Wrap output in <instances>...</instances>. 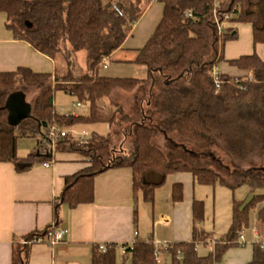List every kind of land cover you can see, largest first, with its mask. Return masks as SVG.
Instances as JSON below:
<instances>
[{
	"label": "trees",
	"instance_id": "trees-1",
	"mask_svg": "<svg viewBox=\"0 0 264 264\" xmlns=\"http://www.w3.org/2000/svg\"><path fill=\"white\" fill-rule=\"evenodd\" d=\"M158 1L163 5L162 16L132 60L133 63L145 65L147 69L146 77L138 79L103 76L99 70L103 66V59L121 47L141 17V0H0V12L6 16L5 27L13 38L25 41L53 61L61 57L66 68L63 71L55 67L51 73H39L19 66L12 71L0 72V117L6 110V98L17 83L37 89L29 115L17 125L0 127V162H9L15 171L23 172L51 160L52 156L42 152L36 141L27 155L18 156V136L41 137L47 149L52 144L56 151H77L89 158V166L65 176L63 190L56 200L57 207L60 203L73 208L80 203L91 202L94 176L118 165L103 163L96 149L88 144L92 139L103 141L108 134L105 137L92 134L86 141L68 132L64 136H54L55 131L68 129L77 123H129L126 132L133 137L134 153L123 165L131 168L135 198L140 195L145 202H152L155 189L165 182L167 175L175 172L189 173L197 183L203 185L216 182L226 184L222 175L214 169L170 159L152 143L160 130L174 132L191 142H204L211 129L207 120L193 106L176 108L158 128L143 121L132 122L122 106L112 101L113 107L104 112L98 106V101L110 97L115 89L131 92L141 82L153 84L156 72L168 81L189 76L190 82L201 93L220 95L223 101L239 104L242 109L243 103L257 93L264 97V61L256 53L227 60L229 64L246 71L245 76L219 72L216 75L219 85L216 87L213 75L215 65L223 60L222 45L237 34L234 27L221 30L222 22L248 23L251 25L253 43H264V0ZM81 50L86 51L87 70L76 73L71 67L76 53ZM56 90L67 92L78 103H87V114L59 112L53 104ZM117 113L120 114L119 120L114 119ZM243 184L251 189H264V176L246 175L236 183ZM182 195V184L173 183L171 201H181ZM251 211L256 213L257 225L264 224V193L252 194L242 200L233 199L232 219L227 231L211 238L197 225L203 219V203L193 200L192 239L169 242L162 247L169 255L170 264H220L227 249L243 244L239 241V234L248 224ZM56 217L57 210L54 212ZM55 228L54 223L48 224L41 230L17 238L12 244L10 264H27L30 245L22 241L32 237L44 239ZM198 242L210 244L206 255L198 254ZM123 246V253L129 255L131 264H159L157 252L160 247L152 239L135 240ZM91 264H116L115 244H106L105 251L95 245ZM246 264H264V242H253L252 257Z\"/></svg>",
	"mask_w": 264,
	"mask_h": 264
},
{
	"label": "crops",
	"instance_id": "crops-1",
	"mask_svg": "<svg viewBox=\"0 0 264 264\" xmlns=\"http://www.w3.org/2000/svg\"><path fill=\"white\" fill-rule=\"evenodd\" d=\"M141 4V17L133 25L121 47L103 59L100 75L128 77L118 76L121 72V66L118 65L132 62L163 11V5L158 0H141ZM5 19V14L0 12V72L12 71L19 66L39 73L53 72L54 61L25 41L14 39L5 27ZM227 27H234L237 34L234 39L222 45L223 60L214 68L228 75L245 76L246 71L229 64L227 60L256 53L264 61V43H253L252 29L248 23L232 24L224 21L220 24L221 30ZM128 51L135 53V56L127 59L120 55ZM111 57L116 62V68L112 69L113 75H109V71L103 72L104 69H109L108 61ZM100 101H103L102 104ZM98 106L108 112L112 102L106 97L98 101ZM72 114L79 115L75 112ZM107 125L106 135L108 134L109 139V124ZM92 134L84 130L81 140L86 141ZM128 136V132H125L124 138L119 142L117 152L121 155H124L123 145ZM117 152L113 153L108 162L118 165L94 176L92 201L80 203L73 208L64 203L57 207L56 200L63 190L65 176L89 166L87 156L77 151L54 150L50 166L36 164L23 172L15 171L9 162H0V264H10L12 244L17 238L52 223L56 225L55 230H67L63 239L52 245L45 241L30 245L27 264H91L94 246L109 243L116 246V264H125L124 257L127 254L123 253V245L148 238L160 247L157 252L158 263L167 264L169 261L170 264L169 255L163 249L165 245L192 239L193 200L203 203V219L197 225L205 234L215 238L224 234L231 223L233 199L242 200L252 194L264 193L262 188L251 189L247 185L230 182H226L227 185L219 182L203 185L197 183L189 173L175 172L167 175L165 182L155 189L153 201L145 202L140 195L136 198L133 195L132 171L129 166L123 165L130 159L117 161ZM168 178L170 182H167ZM175 182H180L183 187L179 202H172L170 199L171 186ZM161 216L167 219L165 223L160 222ZM255 217V211H251L249 222L241 231L243 244L227 249L220 264H246L252 257L253 242H264V224L257 227ZM196 249L199 255H206L210 244L198 242Z\"/></svg>",
	"mask_w": 264,
	"mask_h": 264
},
{
	"label": "rangeland",
	"instance_id": "rangeland-1",
	"mask_svg": "<svg viewBox=\"0 0 264 264\" xmlns=\"http://www.w3.org/2000/svg\"><path fill=\"white\" fill-rule=\"evenodd\" d=\"M120 55L128 59L134 57L135 53L128 51ZM86 57L84 50L76 53L74 64L71 67L76 73H83L87 70ZM54 63L55 67L66 70L61 57H58ZM115 64L116 62L111 57L108 61L109 69H104L103 72L109 71V75H113L112 69L116 68ZM118 66H121L118 76L138 79L146 77L147 69L143 64L127 61ZM13 92L20 94L31 107L37 89L34 86L17 83ZM108 98L109 102L121 105L124 113L131 116L132 122L143 121L147 125L158 128L176 108L191 105L207 120L211 129V133L204 142H191L182 139L174 132L168 133L160 130L152 143L162 149L170 159L182 160L191 166L214 169L222 175L226 182L237 183L242 177L251 174L264 176V97L259 93L247 103H243L242 109L239 104L223 101L220 95L201 93L195 84L190 82L189 76L168 81L163 80L156 72L155 83L141 82L131 92L115 89ZM102 102L100 101V104ZM76 103L78 102L75 97L67 92L55 91L53 104L59 112L86 114L87 103L75 105ZM101 108L104 111V108ZM114 119L119 120L120 114L117 113ZM7 125H9L8 112L5 110L0 117V127ZM120 125L118 123L109 125V139L88 141L89 146L96 149V154L101 157L103 163H108V159L118 151L119 142L124 138L123 132L127 131L129 123L121 122ZM107 127V123L102 121L86 122L77 123L67 131L75 138L83 137L84 130H87L89 134L95 133L105 137ZM34 146V137H17L18 156L27 155ZM123 152L124 155L118 152L115 154L117 161H126L133 156L134 142L131 135L123 145ZM167 182H170V178ZM124 259L125 264H131L129 255Z\"/></svg>",
	"mask_w": 264,
	"mask_h": 264
},
{
	"label": "built area",
	"instance_id": "built-area-1",
	"mask_svg": "<svg viewBox=\"0 0 264 264\" xmlns=\"http://www.w3.org/2000/svg\"><path fill=\"white\" fill-rule=\"evenodd\" d=\"M118 11V10H117ZM219 72L217 70H215V68L213 69V75H214V82H215V85L216 87H218L219 85V80L217 79L216 75L218 74ZM75 105H79V103H76ZM52 133V132H51ZM66 133L65 130H57L55 131L53 134L55 137H58V136H64ZM84 136V135H83ZM82 137H79L78 139H81ZM36 142L38 143L39 145V149L42 151V152H45L46 154H49L50 156H52L53 154V146L52 144L50 145V147L47 149L46 148V145L45 143L43 142V140L41 139V137H36L35 138ZM47 150V151H46ZM52 163L51 160H48V161H44L42 162V165L44 167H48L50 166V164ZM167 221V219L164 217V216H161L160 217V222L161 223H165ZM66 229H58V230H53V231H50L47 233V235L44 237V239L40 238V237H32V238H29V239H26V240H23L22 243L23 244H28V245H32L34 243H37V242H47L48 244L52 245L56 242H59L60 240L63 239V236L64 234L66 233ZM239 241L241 243H243V235H242V232L239 234ZM98 248L101 250V251H105L106 250V244H99L98 245ZM123 252L125 250V247L123 246Z\"/></svg>",
	"mask_w": 264,
	"mask_h": 264
},
{
	"label": "water",
	"instance_id": "water-1",
	"mask_svg": "<svg viewBox=\"0 0 264 264\" xmlns=\"http://www.w3.org/2000/svg\"><path fill=\"white\" fill-rule=\"evenodd\" d=\"M5 109L8 112V121L11 125H17L22 119L29 115L31 107L24 98L17 93L11 92L5 101Z\"/></svg>",
	"mask_w": 264,
	"mask_h": 264
}]
</instances>
